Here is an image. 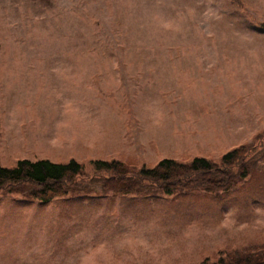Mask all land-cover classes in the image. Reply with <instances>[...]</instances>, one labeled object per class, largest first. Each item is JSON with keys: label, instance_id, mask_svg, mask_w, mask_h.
<instances>
[{"label": "rangeland", "instance_id": "obj_1", "mask_svg": "<svg viewBox=\"0 0 264 264\" xmlns=\"http://www.w3.org/2000/svg\"><path fill=\"white\" fill-rule=\"evenodd\" d=\"M41 59L126 61L99 80L121 93L107 105L124 137L72 156L83 178L95 160L138 170L218 163L244 145L259 155L222 193L84 185L43 204L28 185L0 191V264H202L264 250V0H0V82L7 62ZM5 152L0 167L22 159Z\"/></svg>", "mask_w": 264, "mask_h": 264}, {"label": "crops", "instance_id": "obj_2", "mask_svg": "<svg viewBox=\"0 0 264 264\" xmlns=\"http://www.w3.org/2000/svg\"><path fill=\"white\" fill-rule=\"evenodd\" d=\"M121 60H13L0 82V141L9 154L31 162L74 160L72 156L113 136L124 137L118 112L108 108L111 91L101 78L119 73ZM132 62V61H130ZM110 113V115H109ZM66 157L68 159L62 158ZM136 202L137 199L134 198Z\"/></svg>", "mask_w": 264, "mask_h": 264}, {"label": "trees", "instance_id": "obj_3", "mask_svg": "<svg viewBox=\"0 0 264 264\" xmlns=\"http://www.w3.org/2000/svg\"><path fill=\"white\" fill-rule=\"evenodd\" d=\"M241 146L224 154L218 163L206 158H194L188 163L171 159L161 160L150 168L138 170L122 161H91L93 177L83 178V167L71 160L56 164L47 160L31 162L20 160L12 168L0 167V191H13L28 185L30 196L43 204L68 195L84 185H99L114 195H132L141 191L158 189L165 195L178 191L228 192L240 179L255 170L259 155L254 147ZM202 264H264V250L234 251L221 254L215 262Z\"/></svg>", "mask_w": 264, "mask_h": 264}]
</instances>
